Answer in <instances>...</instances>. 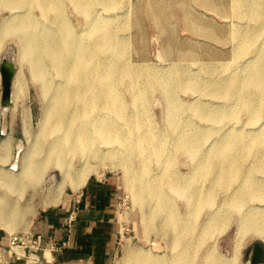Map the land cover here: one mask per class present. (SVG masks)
<instances>
[{"label":"rangeland","instance_id":"374dc122","mask_svg":"<svg viewBox=\"0 0 264 264\" xmlns=\"http://www.w3.org/2000/svg\"><path fill=\"white\" fill-rule=\"evenodd\" d=\"M234 1L116 0V5L110 8L104 6L103 3H96L90 17H87L71 1H66L60 18L57 15L58 22L62 18H66L73 31L78 33L85 32L89 28L91 18H94L98 24L107 21L109 24L114 25L121 41L126 45L127 49L123 60L126 64L146 70H155L154 72L157 75L160 74L159 77L169 75L174 79L182 76H185V78H199L202 86H205V91L197 87L192 89L179 86L171 93L173 95L169 96L166 92H163L165 91L164 88L161 90L159 89L160 85H157L153 89H147L149 92L146 91L147 97L140 96L136 101L135 91L128 85L121 86L123 99L128 105L127 114H131L139 107V110L144 112L145 117L142 119L143 122L140 128L137 127L138 129L136 128L132 132V143L130 148L128 146L129 149L126 145L124 147L119 145L118 147L117 144L109 146L101 144L100 146L102 150L122 149L124 157L130 158V163L127 166L119 156L114 155L104 161L101 159L104 152L100 151L96 156L91 154V161L88 163L89 169L85 176L86 180L90 177L103 179L112 177L121 189V196L116 209L120 225V237L112 264H126L123 259L126 260L129 249L150 255L155 259L167 261L174 259L173 255L181 250L182 246L177 248L176 241L179 240V236L174 224L167 221V217L158 208L156 201L152 198H135L131 184H135V180L140 181L141 172L145 166H147L148 172L151 173H149L151 178H166L168 174H178L179 177L186 180L194 179L195 183L189 189L191 193L199 187L201 188V197L205 201L200 200L198 204L194 205L189 203L190 194L188 192L183 194L169 191L172 198V208L175 209L177 214L181 215L182 221L190 220L195 226L193 239H196L198 244H196L197 248H193V251H191L190 264H206L211 251H215L225 258L229 264H252V248L256 243H259L263 256L262 262H264V242L258 237L253 238L249 235H246L247 237L245 236L246 238L243 239L239 258L233 259L235 243L238 240L237 231L240 227L241 212L233 203L229 205L224 203L225 206L223 205L226 198L235 197L232 187L229 189L230 185L226 182L217 183L215 180L212 183L208 175L203 177L200 176L199 172H195L196 164H198L203 152H208L207 148L212 145L209 154L210 156L216 154L219 145V141L216 140H219L221 134L228 128L232 129L231 134L234 136L238 135V132H246L249 129L253 131L252 136L259 132L262 138L258 147L264 151V106L260 94L256 93L252 96L253 104L256 106L257 103L259 106L258 112H253L246 108L244 100H235V98L227 97L223 92L216 94L207 89L208 86L211 88L220 82L228 84L229 81L225 80L234 76L240 82L245 77L248 68L261 63L256 55L260 53L259 51L264 50V21H256L252 16L247 15L238 17L232 9L236 4ZM254 1L257 0H245V4L248 7ZM144 10L149 11V13ZM31 12L40 27L52 24L37 6H32ZM17 13H20V11ZM145 13L152 17L149 18ZM11 14L10 9L1 7L0 24L5 19L10 18ZM51 15L53 16L54 13H51ZM158 21L160 22L158 23ZM58 22L54 23L53 26L59 25ZM244 29L259 30L258 41L251 49V54L237 58L235 53L241 41L239 37L238 39L234 37V33ZM20 55L18 40L15 37L7 38L0 50V62L2 59H6L16 65V78L23 85L25 98L20 97L17 104L12 95V104L5 108L1 106L3 86L0 71V172L4 174H13L14 164L18 165L16 172L20 171L21 160L30 144L27 140L29 137L24 132V109H30L32 114L31 140H33V136L39 130V122L43 117L46 104V100H43V93L41 95L43 90L40 82H35L32 76V67H29L28 61L23 60ZM212 69L215 71L213 72ZM49 72L52 76H56L52 68H49ZM175 74L178 76H174ZM238 74L240 77H238ZM225 86L223 85V87ZM241 89L240 92L242 93ZM172 102H176V108L180 111L179 115L193 125L192 132L194 131L200 136L205 133L204 136L202 135V139L195 144V153L183 149L175 150L176 144L174 143L176 140L166 139L174 133L170 124L172 115L169 116V107L173 105ZM199 103H206L207 108L205 110L209 108V110L221 109V112H228L229 115L225 118H219L218 114L216 116L201 115L194 108ZM147 130L149 132L153 130L152 132L156 134L160 133L159 137L168 142V149L158 159L151 154L149 145H145V152L139 151V138L148 133ZM248 148L250 150L243 161L245 166L253 162L256 164L260 158V154L255 151V141ZM148 155L151 158L146 163L145 157H149ZM73 164L80 168L82 166L81 156L77 155L73 160ZM165 168L170 170H165ZM256 175L258 182L261 186H264V171H258ZM62 180L60 171L53 166L47 170L44 176L38 177L34 181L35 183L28 188L20 185L18 191L15 189L10 191L0 186V198L17 199L20 206L25 207L27 212L23 222L15 225V230L11 234L26 228L43 209L58 205L63 196L73 194L74 191L79 190L67 184L62 188V194L58 201L51 203L48 192L50 189L57 188ZM23 182L28 183V180L25 179ZM210 192L213 195L211 201L208 198L211 197ZM152 203H155V205ZM256 205L264 206V202L249 201L245 209ZM219 211L226 213V221L213 223L212 225L216 229L213 230L212 234L202 239L199 232L207 225L209 216Z\"/></svg>","mask_w":264,"mask_h":264},{"label":"bare ground","instance_id":"6f19581e","mask_svg":"<svg viewBox=\"0 0 264 264\" xmlns=\"http://www.w3.org/2000/svg\"><path fill=\"white\" fill-rule=\"evenodd\" d=\"M66 1H71L87 17L92 15L96 3H103L108 8L116 5V0H0V8H8L12 11L11 17L0 24V50L7 38L15 37L18 40L20 56L23 60L28 61L29 67H32L33 79L37 83L40 82L43 90L41 95L43 93V100H46L44 114L39 122V130L33 136V140H31L32 114L30 109H24V132L29 137L27 140L30 144L21 160L22 165L19 172H16L17 164L13 165V174L0 172V186L10 191L14 189L18 191L20 185L28 188L35 183L34 181L38 177L44 176L47 170L54 166L60 171L63 180L57 188L49 190L48 197L51 203L58 201L65 185L70 184L75 189H80L84 185L91 154L96 156L98 152L102 151L104 152L101 157L102 160L105 161L114 155L119 156L125 165H129L130 158L124 157L122 149L102 150L100 146L101 144L104 146L117 144L118 147L119 145L123 147L126 145L127 148L128 146L130 148L132 132L137 127L140 128L142 119L145 117L144 112H141L139 107L131 114H127L128 105L123 99L121 86L128 85L135 91V101L140 96L147 97V89H153L157 85H160L159 89L161 90L164 88L165 91L163 92L169 96L173 95L171 93L179 86L192 89L197 87L205 91V86H202L199 78L182 76L174 79L169 75L159 77L160 74L157 75L155 70L149 68L146 70L126 64L123 61L127 49L126 45L121 41L114 25L107 21L98 24L94 18H91L89 28L80 33L73 31L66 18H62L58 22L57 15L60 18ZM235 1L236 4L232 9L238 17L247 15L252 16L256 21H264V0L254 1L248 7L245 0ZM32 6H37L52 24L40 27L31 12ZM19 11L20 13H17ZM147 12L149 13V11ZM51 13L54 15L52 16ZM150 16L148 17L150 18ZM56 22L59 25L53 26ZM244 30L234 33V37L237 39L239 37L241 41L235 53L237 58L249 54L258 41L259 30ZM259 52L256 56L261 60L259 61L261 63L248 68L242 81H237L234 76L225 80L229 81L228 84L220 82L211 88L208 86L207 89L216 94L223 92L227 97L235 98V100H244L246 108L258 112L259 106L257 103L256 106L253 104L252 96L259 93L264 106V50ZM49 68H52L56 74L55 77L51 75ZM239 74L238 77H240ZM179 75L181 74L179 73ZM17 79L15 74L12 88L15 103L20 97L25 98L23 85ZM223 85L226 86L223 87ZM147 93L149 92L147 91ZM172 104L169 107V116L172 115L170 117L172 126H170L174 133L166 139L176 140L174 143L176 144L175 150L183 149L195 153V144L202 139L205 133L200 136L194 131L192 132L193 125L179 115L180 111L176 108V102H172ZM205 105L206 103H199L194 108L201 115L216 116L218 114L219 118H225L229 115L228 112H221V109L209 110V108L205 110L207 108ZM149 129L151 130L150 127ZM152 131L147 130L148 133L139 138V151L145 152V145H149L151 154L158 159V157L163 156L169 146L166 140L159 137L160 133L156 134ZM231 131L232 129L228 128L221 134L220 139L216 140L219 141V145L215 155L210 156L209 154L212 145L206 149L208 152H203L198 164H196L195 172H199L200 176L203 177L208 175L212 183L216 180L217 183H229V189L232 187L235 197L226 198L223 205L233 203L241 212L240 227L237 231L238 240L235 243L233 256V259L236 260L239 258L240 248L243 239L247 237L246 235L253 238L258 237L264 242V206L256 205L245 209L249 201L264 202V186L258 182L256 175L258 171H264V151L258 147L262 138L259 132L252 136L253 131L249 129L246 132H238V135L234 136ZM253 141H255V151L260 154V158L256 164L253 162L245 166L243 161L250 150L248 147ZM77 155L81 156L82 160L80 168L73 164ZM148 156L145 157L146 163L151 158L150 155ZM165 170L170 169L165 168ZM149 173L147 166H145L141 172L140 181L135 180V184H131L135 198H152L156 201V205L165 214L167 221L174 224L176 228L179 236V240L176 241L177 248L182 247L176 255L174 254L176 257L173 255L174 259L169 261L155 259L132 249L128 250L126 260L123 259V261L126 264H190L191 251L193 248H197L196 244H198L196 239H193L195 226L190 220L182 221L181 215L172 208V198L169 191L183 194L188 192L190 194L189 203L194 205L198 204L200 200L205 201L201 197V188L199 187L191 193L189 189L190 186L194 185V179L186 180L179 177L178 174H168L166 178H151ZM25 179L28 180V183L23 182ZM210 196L208 197L209 201L213 195ZM155 203L152 204L155 205ZM26 215L25 207H21L17 199L0 198V227L8 233H12L15 230V225L23 222ZM225 215L226 213L219 211L209 216L207 225L199 232L202 239L203 237L205 239V236H209L216 229L212 225L213 223L226 221L227 215ZM197 240L199 241V239ZM206 264L229 263L218 253L211 251ZM255 264H264V262Z\"/></svg>","mask_w":264,"mask_h":264},{"label":"crops","instance_id":"0c3cea01","mask_svg":"<svg viewBox=\"0 0 264 264\" xmlns=\"http://www.w3.org/2000/svg\"><path fill=\"white\" fill-rule=\"evenodd\" d=\"M120 196L112 177L88 178L26 228L15 234L0 228V264H112L120 237ZM15 235L19 243L11 245ZM51 243L58 248L52 250Z\"/></svg>","mask_w":264,"mask_h":264},{"label":"water","instance_id":"95a60500","mask_svg":"<svg viewBox=\"0 0 264 264\" xmlns=\"http://www.w3.org/2000/svg\"><path fill=\"white\" fill-rule=\"evenodd\" d=\"M0 71L2 77V86H3L1 106L5 108L12 104L13 79L15 77L17 67L13 62L6 59H2L0 62ZM251 263L252 264L257 263L256 258H253L251 260Z\"/></svg>","mask_w":264,"mask_h":264},{"label":"flooded vegetation","instance_id":"af4514ba","mask_svg":"<svg viewBox=\"0 0 264 264\" xmlns=\"http://www.w3.org/2000/svg\"><path fill=\"white\" fill-rule=\"evenodd\" d=\"M252 259L256 258L257 262H262L263 261V256L261 253V248L259 246V244H255L252 248Z\"/></svg>","mask_w":264,"mask_h":264},{"label":"built area","instance_id":"2783aa9c","mask_svg":"<svg viewBox=\"0 0 264 264\" xmlns=\"http://www.w3.org/2000/svg\"><path fill=\"white\" fill-rule=\"evenodd\" d=\"M73 214H74V212H73ZM73 214H71V219H73L74 217H73ZM11 245H17L18 243H19V237L18 236H13L12 237V239H11ZM50 248L52 249V250H56L57 248H58V245L57 244H55V243H51L50 244Z\"/></svg>","mask_w":264,"mask_h":264}]
</instances>
